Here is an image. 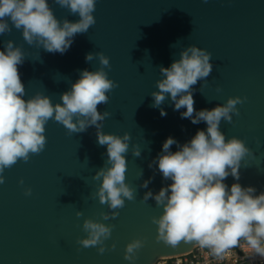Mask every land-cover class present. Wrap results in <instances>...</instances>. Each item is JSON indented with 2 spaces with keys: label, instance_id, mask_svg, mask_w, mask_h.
I'll return each instance as SVG.
<instances>
[{
  "label": "water",
  "instance_id": "obj_1",
  "mask_svg": "<svg viewBox=\"0 0 264 264\" xmlns=\"http://www.w3.org/2000/svg\"><path fill=\"white\" fill-rule=\"evenodd\" d=\"M50 5L61 21L79 19L55 0ZM94 16L95 24L77 34L64 54L28 45L15 27L0 35V48L8 40L23 48L27 57L19 71L27 97L43 93L53 103L61 102L82 70L101 66L98 57L87 61V54L103 52L110 58L105 70L118 86L98 110L110 113L103 131L131 136L126 183L136 190L135 199L110 210L95 196L100 181L94 175L107 161V146L98 144L95 126L70 133L49 120L44 150L3 173L0 264H132L125 251L135 239L144 241L135 264H156L193 251L183 242L173 249L156 239L153 217L162 208L154 199H143L147 191L158 192L171 182L149 167L163 142L172 136L185 143L207 127L182 119L180 112L186 109L174 110L170 99L160 106L166 116L152 106L161 66H170L191 45L210 52L213 64L210 75L193 86L194 107L212 109L230 97L241 98L238 114L233 113L232 122L222 120L220 127L227 138L243 139L255 153L242 166L240 183L264 191V0H97ZM135 146L141 149L139 157L133 155ZM150 177L148 188L142 187ZM234 182L231 176L226 180L229 186ZM110 211L119 215L104 220L101 214ZM89 218L112 226L103 253L101 245L79 243L88 235L83 224Z\"/></svg>",
  "mask_w": 264,
  "mask_h": 264
},
{
  "label": "clouds",
  "instance_id": "obj_2",
  "mask_svg": "<svg viewBox=\"0 0 264 264\" xmlns=\"http://www.w3.org/2000/svg\"><path fill=\"white\" fill-rule=\"evenodd\" d=\"M55 3L79 19L61 21L50 0H0V35L15 27L22 31L28 45L50 53H66L75 36L86 33L95 24L97 0ZM26 57L23 48L13 40L0 48V183L5 180L6 168L20 159L28 161L30 154L44 150L49 120L61 123L70 133L85 132L95 126L98 144L107 146L106 164L94 175L100 181L95 196L110 210L124 207L126 199H135L136 191L126 183V154L131 136L103 131L102 122L110 113L98 110V105L106 104L110 99L108 93L118 86L105 70L110 67V58L103 52L87 54V61L98 57L101 66L82 70L71 88L61 95V102L53 103L43 93L27 97L19 71ZM212 70L211 53L196 45L184 49L170 66H161L162 78L156 82L157 90L151 93L152 106L166 116V110L160 106L170 99L174 110L186 109L180 112L182 119L193 124L205 122L207 127L199 129L185 143L172 136L163 142L162 150L149 167L158 170L164 181L171 182L158 192L147 191L143 199H154L156 206L162 208V213L153 217V223L158 226L156 239L166 246L176 249L181 242L191 245L189 250L203 253L204 264H221L236 255L234 249L244 254V260L264 261V191L240 183L241 168L247 158H255V153L243 139L227 138L220 127L222 120L232 122L233 113L239 112L236 105L242 100L230 97L212 109L194 107L193 86L205 80ZM173 145L177 146L176 151L172 150ZM132 151L135 157L141 155L139 146ZM229 176L235 181L231 186L226 183ZM153 178L145 180L142 187L148 188ZM27 194H31V189ZM101 215L107 220L119 213ZM83 229L88 235L79 243L85 247L101 245L99 251L103 253L112 226L89 218ZM143 244L141 239L128 243L125 259L135 264ZM157 264H168V260L160 259Z\"/></svg>",
  "mask_w": 264,
  "mask_h": 264
},
{
  "label": "built area",
  "instance_id": "obj_3",
  "mask_svg": "<svg viewBox=\"0 0 264 264\" xmlns=\"http://www.w3.org/2000/svg\"><path fill=\"white\" fill-rule=\"evenodd\" d=\"M233 251L236 253V255L231 259L221 262V264H264V261L259 259L254 262L242 259L244 254L239 249H234ZM161 259H167L168 264H204V256L200 250H193L192 252L185 255Z\"/></svg>",
  "mask_w": 264,
  "mask_h": 264
}]
</instances>
